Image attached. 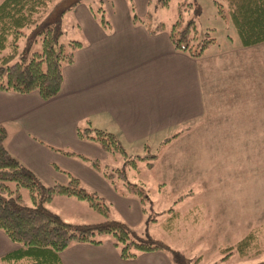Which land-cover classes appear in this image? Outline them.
Instances as JSON below:
<instances>
[{"label": "crops", "instance_id": "0c3cea01", "mask_svg": "<svg viewBox=\"0 0 264 264\" xmlns=\"http://www.w3.org/2000/svg\"><path fill=\"white\" fill-rule=\"evenodd\" d=\"M117 1L116 8L110 7L109 30L86 3L68 12L84 36L73 37L82 45L63 67L55 97L0 90L6 148L44 183L67 181L57 166L137 222L143 211L135 197L118 193L89 164L52 147L106 157L96 143L77 136L76 127L87 121L113 133L128 155L187 127L162 147L145 179L173 191L197 186L198 192L176 209L178 216L188 217L186 229L192 231L184 253L203 248L202 261L205 252L218 254L219 247L264 228V42L213 45L193 58L174 50L165 31L151 34L132 22L126 1ZM208 108L210 132L199 133ZM136 182L145 184L144 179ZM16 247L0 230V257ZM60 259L62 264H174L162 251L122 259L109 237L99 245L71 244Z\"/></svg>", "mask_w": 264, "mask_h": 264}, {"label": "trees", "instance_id": "16d2710c", "mask_svg": "<svg viewBox=\"0 0 264 264\" xmlns=\"http://www.w3.org/2000/svg\"><path fill=\"white\" fill-rule=\"evenodd\" d=\"M127 1L132 9L129 8L132 22L143 24L151 34L165 31L176 51L198 58L215 42L210 36L198 37L194 18L184 19L183 11L186 9L181 0L177 3L176 18L169 26L158 22L153 27L148 22V13L143 19V16L132 12V0ZM158 1L159 6L164 7L170 0ZM85 2L0 1V90L18 94L36 92L43 100H49L59 93L63 67L73 62L76 50L82 45L78 39L61 41L64 33L62 21L68 12ZM213 3L219 14L232 22L242 47L264 42V0H213ZM87 5L102 28L109 30L110 20L105 19L103 9L97 7L94 10L90 2ZM185 5L194 8L190 1ZM186 130L187 127L165 137L154 152L150 151L149 145H145L142 155L129 157L123 143L113 133L94 128L88 121L78 125L76 134L80 139L96 143L107 153L122 156L124 164L115 167L70 149H52L89 164L115 191L135 197L142 211L146 212V202L150 199L148 191L143 183L131 181L128 172L139 173L141 166L138 163L141 161L145 162L144 168L150 171L162 147ZM6 138V127L0 124V230L17 247L2 255L0 264H62L60 253L71 244L99 245L107 236L122 259H134L142 252L162 251L169 255L174 264H198L201 261V255L191 258L149 234H138L125 221L110 218L109 203L96 191L82 186L75 175L64 169L55 167L66 175L65 183H44L33 170L8 151ZM23 190L28 195L29 203L25 202ZM192 195V190H186L175 197L174 207L168 208V223L171 224L178 217L175 205ZM56 196L84 201L91 210L104 218L88 223L65 221L58 213L46 207V203ZM262 238L264 228L255 227L234 245L219 247L220 259H226L233 253L241 258L263 253L264 247H260Z\"/></svg>", "mask_w": 264, "mask_h": 264}, {"label": "rangeland", "instance_id": "374dc122", "mask_svg": "<svg viewBox=\"0 0 264 264\" xmlns=\"http://www.w3.org/2000/svg\"><path fill=\"white\" fill-rule=\"evenodd\" d=\"M1 1V0H0ZM128 7H130V2L125 0ZM180 0H170L167 6L161 7L159 6L158 0H132L133 3V11L137 13L139 16H143L148 13V22L153 27L158 22H162L165 26H169L177 15V3ZM184 3L183 16L184 19L194 18L197 26V34L199 38H203L205 36H210L215 39V42L208 46L205 49V52L211 49V46H231V45H240L238 40V35L236 30L232 24V22L226 18L222 17L216 5L213 3V0H181ZM192 2L194 8L187 7L185 5L186 2ZM90 2L93 6V9L96 10L97 7H101L103 9V13L105 15V19L110 20V7L112 5L113 8L117 7L116 2L113 0H86ZM132 10V9H131ZM144 12V13H143ZM98 15L100 14L99 12ZM67 13L63 18V35L61 37V41H67L69 39H73V37L82 38L81 35L84 36L83 29H78L76 26V18L72 15H68ZM83 33V34H82ZM206 33H209L206 35ZM209 106V104H208ZM210 110L208 108L207 113L204 117L199 120L201 121V129L199 133L209 134L210 129ZM174 132H171L172 135ZM169 135V136H170ZM200 145L207 143L206 141H199ZM159 143H155L153 141H149L150 151L154 152L155 147L158 146ZM144 152H140L142 155ZM128 154V153H127ZM136 155V154H135ZM132 157V154L129 156ZM102 164H112L122 166L124 164L122 156L116 154L106 153V157L99 158ZM138 164L141 166V170L139 173H133L132 171L128 172V178L131 181H137L138 179H144L145 184L144 188L148 191V195L150 197L149 201L146 202V212L143 213V219L137 222H130L128 218H125L120 214L118 210H116L113 206H110L109 217L114 219H119L128 223L133 230H135L140 235H151L154 238L160 239L166 242L170 247L179 249L183 252L190 246L192 243L191 236L192 231L187 230L186 226L189 224L187 220H184L185 216H178L171 221V224L168 223L167 217L170 215L168 212L169 207H174L173 201L175 197L184 192L185 190L173 191L167 188L166 186L157 187L156 184L151 182L148 179V174L150 173L144 168L145 162L141 161ZM138 172V171H137ZM222 175V173H220ZM191 190L195 193L198 192V188L196 185L190 187ZM23 196L26 203H29L28 195L25 190H23ZM62 200V201H61ZM64 200V201H63ZM68 200V201H67ZM73 201V202H72ZM46 207L52 211L58 213L65 221L72 223H88L102 220L104 217L93 210H91L88 205L84 201L77 200L73 197H65V196H56L52 201L46 203ZM176 208V205H175ZM178 211V210H177ZM182 214V213H181ZM189 227V226H188ZM172 229V230H171ZM187 230V232L185 231ZM107 236L106 238H108ZM262 242L260 243V247H264V238H262ZM200 248V247H199ZM195 246L191 247L192 251L187 253L189 257H194L199 255L203 251V248H200L195 251ZM195 251V252H194ZM263 253L256 254L252 257L241 258L235 253L230 255L226 259H220L219 254L212 253L211 251L205 252L200 264H259L261 261L264 262V251ZM176 264V263H175Z\"/></svg>", "mask_w": 264, "mask_h": 264}]
</instances>
